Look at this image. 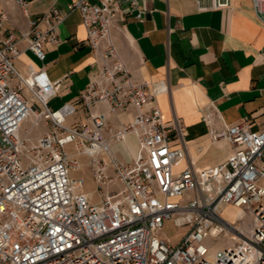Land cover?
<instances>
[{
	"label": "built area",
	"instance_id": "obj_1",
	"mask_svg": "<svg viewBox=\"0 0 264 264\" xmlns=\"http://www.w3.org/2000/svg\"><path fill=\"white\" fill-rule=\"evenodd\" d=\"M13 1L23 11L30 2ZM195 1L198 10L208 11L232 0ZM251 1L264 24V0ZM70 9L80 12L86 43L102 60L98 76L77 99L90 127L65 125L74 111L70 105L49 108L59 82L49 81L42 69L24 77L14 65L23 38L42 61L45 43L60 42L64 15L52 8L29 20L18 36L5 28L7 15L0 13V264H264V130H251L244 118L214 131L213 140L231 145L229 156L209 168L190 162L176 172L187 157L178 124L170 129L163 122L154 95L132 80L111 42L101 49L117 19L134 12L143 19L139 0L123 6L117 0H73ZM99 104L109 112L136 110L131 122L112 132L117 142L136 138L130 163L113 156L103 139L110 128L103 113L93 111ZM31 115L32 126H48L35 141L20 134ZM81 155L89 158L95 201L85 181L71 176ZM228 207L244 213L245 226L223 216ZM167 222L184 229L175 244L162 237ZM222 236L227 246L211 251L208 240Z\"/></svg>",
	"mask_w": 264,
	"mask_h": 264
},
{
	"label": "crops",
	"instance_id": "obj_2",
	"mask_svg": "<svg viewBox=\"0 0 264 264\" xmlns=\"http://www.w3.org/2000/svg\"><path fill=\"white\" fill-rule=\"evenodd\" d=\"M72 1L30 0L23 11L13 0H0V13L7 15L5 28L18 36L28 30L29 20L52 8L64 15L57 30L59 44L46 42L40 61L23 38L14 65L24 77L30 69H42L49 81L59 82L48 100L49 108L55 111L70 105L74 111L65 125L90 127L91 120L77 99L98 76L102 60L86 43V29L80 12L70 9ZM117 1L123 6L126 0ZM139 7L143 19H137L136 12L117 19L101 49L111 42L132 80L146 84L154 95L163 122L170 129L178 124L187 157L175 167L176 172L190 162L197 169L221 163L232 148L225 139L213 140L212 132L244 118L251 121V130H264V24L252 1L232 0L229 7L208 11L198 10L195 0H139ZM39 28L44 30L45 24L40 22ZM93 111L105 116L110 129H104L102 136L113 156L130 163L138 151L136 138L128 135L117 142L112 132L131 122L136 110L109 112L99 104ZM29 128L48 126L41 122ZM78 159L89 173L91 186L85 191L92 197L89 158L81 155Z\"/></svg>",
	"mask_w": 264,
	"mask_h": 264
},
{
	"label": "rangeland",
	"instance_id": "obj_3",
	"mask_svg": "<svg viewBox=\"0 0 264 264\" xmlns=\"http://www.w3.org/2000/svg\"><path fill=\"white\" fill-rule=\"evenodd\" d=\"M244 4H246V2H243ZM34 118V117H32ZM33 120V119H32ZM31 119H29L27 122L23 123V126L20 130V134L22 136H24L25 134L28 135V137L32 140L35 141L36 139H38L44 131L47 130V128H29L32 126L33 123H31ZM41 123V122H40ZM85 156V155H84ZM71 176L73 178H82L85 181V186L84 189H88L90 188V183H89V173L86 171L85 167H80L74 171H72ZM93 187V186H92ZM91 187V188H92ZM93 194L92 197L96 200L99 198V195L96 193L95 188L93 187ZM237 212V213H236ZM231 211L227 210V211H223L222 214L224 217H226L229 220H233V221H244L243 224H246V216L244 214H242L240 216V212L235 211V215L233 217H231ZM184 231L183 228H178L175 227L173 225L172 222H167L164 225V228L162 230V237H164V239H166L169 243L171 244H175L176 242L179 241L181 233ZM208 244L210 245V250L211 251H215L216 249H219L221 247H225L227 246V242L225 237H219V238H215V239H209L208 240Z\"/></svg>",
	"mask_w": 264,
	"mask_h": 264
},
{
	"label": "bare ground",
	"instance_id": "obj_4",
	"mask_svg": "<svg viewBox=\"0 0 264 264\" xmlns=\"http://www.w3.org/2000/svg\"><path fill=\"white\" fill-rule=\"evenodd\" d=\"M33 117V115H31L30 116V118L29 119H31V123H33L34 122V118H32ZM28 119V120H29ZM33 119V120H32ZM28 120H26V122L28 121ZM129 145V149L131 150V151H134V145H132V143H130V144H128ZM227 210H230L232 213H231V217H233L234 215H235V211H238V212H240V216L242 215V214H244L242 211H240V210H237V209H231V208H226V210L225 211H227ZM237 213V212H236ZM237 215V214H236ZM235 215V216H236ZM246 224H243V226H245Z\"/></svg>",
	"mask_w": 264,
	"mask_h": 264
}]
</instances>
